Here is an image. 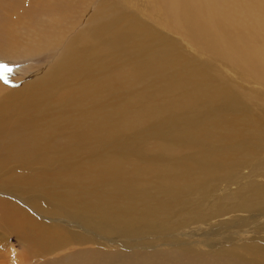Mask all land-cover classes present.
<instances>
[{"label":"bare ground","instance_id":"obj_1","mask_svg":"<svg viewBox=\"0 0 264 264\" xmlns=\"http://www.w3.org/2000/svg\"><path fill=\"white\" fill-rule=\"evenodd\" d=\"M106 2L107 0H0V26H7L6 32L10 30H14L12 33L17 32L18 26L15 25H30L26 26L23 32L25 33L23 39L28 41L29 51L33 54H47L46 52L57 54L53 61L46 60L48 62L41 65L42 70L37 73L35 71L32 78L23 84L20 82L16 89L7 95L14 101H19L21 107L18 104L16 107L6 105L7 93L4 87H8L11 80L7 77L1 78L0 89L3 90V99L0 101V116H3L4 112L14 113L17 110L19 114H24L26 102L31 100L34 93H38L45 106L57 104L56 108L71 107L72 104L76 105L82 101L86 104L91 97L90 92L97 98L107 97L112 88L114 89V85L106 76H112V72H108L114 67L118 52L122 61L125 57L122 51L123 45L129 42L131 36L136 35L139 39L136 41L139 60L136 64H132L131 68L134 69L132 73H123V75L138 73L141 82L140 91L144 95L152 88L146 75H152L159 85L160 79L164 77L170 80V85L165 81V85L153 91L152 95L157 98L154 99L156 104L153 103L150 109L153 117L149 119L147 128L155 129L158 135L161 134L162 137L175 143L165 145L161 137L157 142L151 140L148 146L141 143L134 144L135 155L130 161L118 158L115 153L109 162L91 171L103 172L104 168L111 167L109 173H102V178L109 181L110 188H104L106 190L104 192L101 174L85 177L81 191L90 194V200L83 204H78L75 196L59 194L52 188L49 190V186H46L41 178L37 179L40 188L37 202L29 198L25 200L33 213L49 221L64 220L71 223L72 220L64 216V213H68L64 207L71 206L75 210L68 214L73 216L75 221L92 225L104 236L108 234L105 231L107 227L120 234H124L128 227L132 229L134 225H137V228L143 225L147 231H160L174 225L170 222V207L153 204L151 201L153 195L161 188H165V195L168 197L173 195L176 189L202 188L212 181V177L208 176L209 171L216 167L233 170L238 163L230 162V158L235 154L243 155L251 151V137L258 134L259 125L250 119L235 125L234 118L228 115L232 109L231 103H225L222 108L217 107L221 113L217 112L216 116L221 114L220 116H210L212 107H216L213 102L228 97V94L224 93L225 89L220 82L222 79L218 74L214 71L209 72L207 68L210 67L197 60L185 59V63L181 64L179 57L178 59L172 57L170 48L149 50L148 41L151 40V32L147 30L140 32L143 26L134 25L128 15L122 17L121 9L117 8L120 5L115 9L112 6L114 4L108 2L106 4ZM153 3L158 5L159 15H154V18L162 29L173 31L179 37L193 42L197 52L214 60L218 57L223 62L240 66L239 68L246 70L247 74L264 83V19L261 17L259 0H153ZM130 9L131 5L127 7L129 14ZM26 61L30 60L26 59ZM53 83H67L59 100L58 89L56 90L55 87L45 89L46 85L52 87ZM87 93L88 95L85 96ZM170 98L174 99L173 104L177 106L181 116L172 112L169 114ZM123 99L129 101L127 92H124ZM116 101L115 96L112 102ZM204 102L207 104L203 106ZM257 102L264 107V96L262 101L257 99ZM101 111L94 108L93 119L85 121L77 136L86 131V139L100 132L103 137L106 135L112 141L115 140L116 134L114 135L113 132L116 120L100 117L106 116V112ZM236 112L250 113L246 107H240ZM157 113H160L159 116L163 121H170L168 128L158 132L156 128L160 126V119L155 115ZM67 117L68 124H71L73 130L71 119L75 116ZM171 118L175 121L172 122ZM65 121L64 117V126ZM184 125H192L194 136H188V143L180 138ZM259 133L264 132L261 130ZM204 134L210 136L214 134L219 141L214 144L212 142L203 144L201 140ZM116 136L121 142L123 135ZM134 139L135 136L130 135L127 136L126 141L132 143ZM262 139L264 140V136ZM100 141L102 142L103 138ZM138 141L139 138L136 139V142ZM17 144L15 149L30 155H33L32 151L40 148L34 141H19ZM184 149L191 150V156L185 161L190 160V164L195 168L176 173L170 163L178 164L176 158ZM136 156L142 160L138 165L140 168L135 167ZM146 159L150 162H145ZM114 172L120 173L115 177L117 179L115 182L110 180V174ZM136 172H143L151 177L143 188L145 196L142 195L140 198H138L140 190L133 186L135 181H139ZM220 174V178L216 181L219 180L218 182L221 183L227 179V176H224L223 172ZM8 179H10L9 185L16 184L14 178ZM0 184L4 185L1 181ZM147 196H150V199ZM48 200H51L53 205ZM135 203L141 204V213L133 210ZM0 210V224L33 247V256L49 258L75 245L76 239L81 238L71 232L63 235L59 231H51L46 225L19 208L1 206ZM180 217L177 218L178 223H188L186 217L181 215ZM244 250L252 257L251 264H264V248L259 243H251ZM99 256L100 254L96 252L82 251L78 254L54 258L55 262L49 258L48 264L52 262L78 264L74 260L78 257L87 258L82 264H98ZM137 256V264H154L156 259L144 255ZM113 257L118 258L123 264H129L132 260L131 254ZM161 259V264H250L237 256L233 250H224L222 254L218 253L215 256L204 253L188 255L185 251L177 250L173 254L162 256ZM232 259L239 260L234 261L237 263H232L230 261ZM104 264L118 263L115 260Z\"/></svg>","mask_w":264,"mask_h":264},{"label":"rangeland","instance_id":"obj_2","mask_svg":"<svg viewBox=\"0 0 264 264\" xmlns=\"http://www.w3.org/2000/svg\"><path fill=\"white\" fill-rule=\"evenodd\" d=\"M107 2L114 4L112 6L115 9L117 5H120L117 8L121 9L122 17L128 15L130 22L134 25L143 26L140 32L142 30L151 32V40L148 41L149 50L170 48L172 57L177 59L179 57L181 64L185 63V59L197 60L207 64L210 67L207 68L209 72L214 71L218 74L222 79L220 82L225 89L224 93H227L228 97L213 102L216 107H212L210 116L217 115L219 112L217 107L222 108L225 103H231L232 109L228 115L234 118L235 125L248 119L257 123L259 131L257 135L251 137V151L248 154H235L234 157H231L230 162L237 161L238 163L231 171H228V168L218 167L211 170L214 172L213 174L209 171L208 176L212 177V181L205 187L176 189L174 194L169 197L165 195V188L158 190L151 201L155 205L170 207V222L174 225L160 231H147L143 225H140V228L134 225L132 229L128 227L124 235L107 227L105 231L108 234L104 236L92 225L75 221L73 216L68 214L75 210L71 206L64 207L68 212L64 213V216H68L72 220L71 223L64 220H44L40 218L39 214L33 213L25 199L29 198L31 201L37 202L40 197L38 178H41L46 186H49V190L52 188L59 194L75 196L77 203L83 204L90 200V194L81 191L85 177H89L91 174H101V185L104 192H106L104 188H110L109 181L102 178V173H109L111 167L104 168L103 172L91 171L109 162L115 153L118 158L130 161L135 155L134 144L141 143L148 146L151 140L157 142L161 139L162 135H158L155 129L147 128V125L149 119L153 117L150 109L153 103L156 104L154 99L157 97L152 95L153 91L165 85V81L170 85V80L164 77L160 79L159 85L152 75H146L152 88L148 94L144 95L140 91L139 84L141 82L138 73L123 75V73H132L131 71L134 70L131 68L132 64H136L139 60L138 43L136 42L139 39L133 35L129 38V42L123 45L122 51L125 57L121 61V54L118 52L114 67L108 72H112V76H106L108 81L114 85V89L112 88L107 97L97 98L94 93L90 92L91 97L86 104L82 101L76 105L72 104L71 107L56 108L57 104L45 106L38 93H34L31 100L26 102L27 107L24 114H19V110L14 113L3 111L4 115L0 116V149H2L0 151V181L4 185L0 184V188H2L0 190V208L1 206L19 208L46 225L51 231H59L63 235L71 232L82 238H77L76 244L70 248L50 256L49 258L53 259V262L59 257L90 251L100 254L98 264L115 260L118 264H123L113 256L124 254L132 255L129 264H137V255L156 258L154 264H161L162 256L173 254L177 250L185 251L188 255L204 253L210 256H215L218 253L220 255L224 250H233L237 256L251 264L252 257L248 252H245V247L251 243H259L264 248V140L262 139L264 133H259L261 130L264 132V107H261L257 102V99L263 100L264 83L247 74L246 70L243 71L239 68L240 66L223 62L218 57H215L216 60L209 58L207 55L197 52L193 42L179 37L173 31L170 32L164 28L163 30L154 18V15H159V13H157L158 5H155L153 0H107ZM259 2L261 17L264 19V0H259ZM129 5H131L130 14L128 13L129 9L127 10ZM223 5L225 6V4ZM15 26H18L15 33H12L14 30L6 32L7 26H0V65H7L11 69V72L6 73L0 68V81L6 77L11 80L8 87H4L7 93L3 94L6 96V105L16 107L18 104L21 107L19 101H14L7 95L11 94L20 82L25 83L35 73L42 70L41 65L49 60L53 61L57 54L54 55L52 52L43 53L44 55L31 53L29 45H27L28 41L23 39L25 38L24 28L30 25ZM171 46L173 47L171 48ZM26 53L30 55L27 56ZM26 59L30 61H26ZM158 85L159 87H157ZM66 86L67 83H53L52 87L46 85L45 89L49 90L53 87L58 89L59 100L63 94L62 90ZM124 92L128 93L129 101H124ZM2 93L3 90L0 89V101L3 99ZM87 95L88 93L85 96ZM115 96L117 101L112 102ZM170 102L169 114L172 112L181 116L177 106L173 104V98H170ZM205 104L207 103H202L203 106ZM240 107H246L250 113L236 112ZM94 108L106 112V116L100 117L116 120L114 122L115 129L112 132L114 135H123L121 142L118 141L116 135L115 140L112 141L106 135L103 137L100 132L86 139V131L77 136L85 125V121L93 119ZM160 113L155 114L160 119V126L156 128L157 132L168 128V123H170L168 120L167 122L163 121L159 116ZM67 116H75L71 119L73 130L71 124H68ZM173 116L175 115L173 114ZM64 117L66 119L65 126L63 125ZM78 126L79 128H77ZM191 127L192 125H184L180 137L187 143L188 136H194ZM130 135L135 136L132 143L126 141L127 136ZM137 138H139L138 142H136ZM25 140L38 143L40 148L32 151L33 155L15 149L19 141ZM218 141L219 139L214 134L212 136L204 134L201 143L212 142L214 144ZM162 142L165 145L175 143V141L167 140L164 137H162ZM190 156L191 150L184 149L176 158L178 164L170 163L171 168L176 173L195 168L190 164V160L185 161ZM136 160L135 167L140 168L138 165L142 163V160L138 156H136ZM144 161L150 162L147 159ZM221 172L227 176V179L220 183L219 180H216L220 178ZM119 174L111 173L110 180L117 181L115 177ZM135 175L139 181H135L133 186L140 190L138 194V198H140L142 195L145 196L143 188L151 180V177L143 172H136ZM9 177L14 178L16 184L9 185ZM123 197L125 198L126 195ZM147 198L150 199V196ZM48 201L53 205L51 200ZM45 204H47L46 201ZM133 210L141 213V204L135 203ZM180 215L186 217L188 223H178L177 218H181ZM33 251V247L29 246L21 237L10 233L5 226L0 224V264H48L49 258H43L40 255L33 256ZM74 260L78 264H82L87 261V258L78 257ZM238 260L230 261L237 263L234 261Z\"/></svg>","mask_w":264,"mask_h":264},{"label":"snow or ice","instance_id":"obj_3","mask_svg":"<svg viewBox=\"0 0 264 264\" xmlns=\"http://www.w3.org/2000/svg\"><path fill=\"white\" fill-rule=\"evenodd\" d=\"M0 68H2L3 69V71L4 72H11V69L10 68H8V66L7 65H0Z\"/></svg>","mask_w":264,"mask_h":264}]
</instances>
